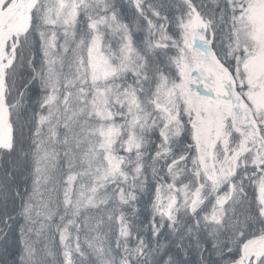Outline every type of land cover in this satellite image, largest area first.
<instances>
[{
	"label": "snow or ice",
	"instance_id": "1",
	"mask_svg": "<svg viewBox=\"0 0 264 264\" xmlns=\"http://www.w3.org/2000/svg\"><path fill=\"white\" fill-rule=\"evenodd\" d=\"M0 264H264V0H0Z\"/></svg>",
	"mask_w": 264,
	"mask_h": 264
}]
</instances>
